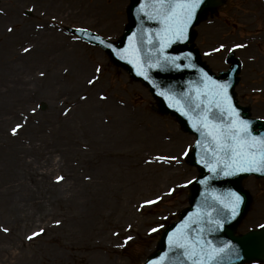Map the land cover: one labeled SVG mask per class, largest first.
Instances as JSON below:
<instances>
[{"label":"rangeland","instance_id":"obj_1","mask_svg":"<svg viewBox=\"0 0 264 264\" xmlns=\"http://www.w3.org/2000/svg\"><path fill=\"white\" fill-rule=\"evenodd\" d=\"M131 2L0 0V264H143L187 208L199 174L188 158L195 137L142 81L71 32L117 44ZM193 34L213 73L239 59L236 101L264 120V0H216ZM92 148L96 155H84ZM62 170L80 182V207L92 191L107 201L97 226L75 233L48 219L64 214L36 191ZM242 186L250 202L236 235L264 228V177ZM18 201L27 203L19 213Z\"/></svg>","mask_w":264,"mask_h":264},{"label":"water","instance_id":"obj_2","mask_svg":"<svg viewBox=\"0 0 264 264\" xmlns=\"http://www.w3.org/2000/svg\"><path fill=\"white\" fill-rule=\"evenodd\" d=\"M183 0H133L129 7L131 24L119 44L84 29L72 31L82 39L101 46L112 60L143 81L158 99L161 109L175 115L182 126L196 136L190 161L201 174L192 184L190 206L160 240L159 250L145 264H241L264 258V229L236 236V225L245 214L250 196L241 180L261 171H237L249 165L234 157L218 139L221 132L238 131L233 122H246L245 155L264 152V121L252 118L248 109L235 100L240 62L230 56L229 70L215 75L200 60L190 44L193 27L214 0H198L191 19L183 26V37L175 30L186 20L179 7ZM226 85V87H221ZM44 108L45 105L43 104ZM231 165V167H229ZM231 173V174H225ZM241 199L233 215V194Z\"/></svg>","mask_w":264,"mask_h":264},{"label":"bare ground","instance_id":"obj_3","mask_svg":"<svg viewBox=\"0 0 264 264\" xmlns=\"http://www.w3.org/2000/svg\"><path fill=\"white\" fill-rule=\"evenodd\" d=\"M259 91L264 92V89L263 90L259 89ZM87 154L96 155L97 152L95 151V149L92 148L90 150H87V152H85L84 155H87ZM62 171L63 172H60V175H59L60 176L59 181H54L53 183L50 184L49 182L53 181L52 180V170H50L49 176L46 177V179L49 182L46 179L44 181L41 180V182L45 183V185L43 187L41 185V182H39L42 189L41 190L38 189L36 191L37 193L45 192L46 202H49L51 205H53L54 203L57 204V207L59 206L58 209L61 210L59 212L64 214V215L56 214L53 216L48 215V219L56 220L57 221L56 227H60L63 224L65 225V227L73 230L75 233H79L78 228L80 226H82L83 229L85 228V230H89L91 227L97 226V224H99L100 221L98 223L94 221L95 216L97 213L101 214L102 209L107 203V201L105 199H102L101 197H98V192L92 191L88 194L89 195L88 197L84 196V198L82 199L81 207H80L78 205L80 201L78 196L81 192V189H79L78 187L80 182H77L76 178L73 175L71 177H68L66 171L64 170ZM61 177H64L63 181H60ZM67 180H69V182H66ZM71 180L73 181V183ZM84 181H87V183H91L93 180L86 177ZM105 181L106 179H104V182ZM110 194H113V193L110 192ZM51 202H53V204ZM25 204L27 203H21L18 201L13 207L19 213V211L21 210V205L25 206ZM23 209L28 210L29 208L23 207ZM19 223L20 222H17L15 224H19ZM46 233H48V231ZM1 241L2 243L3 241L5 242L4 239H2Z\"/></svg>","mask_w":264,"mask_h":264},{"label":"snow or ice","instance_id":"obj_4","mask_svg":"<svg viewBox=\"0 0 264 264\" xmlns=\"http://www.w3.org/2000/svg\"><path fill=\"white\" fill-rule=\"evenodd\" d=\"M198 0H183L182 3L179 5L175 4H169L167 5L170 8H175L179 7L184 15L186 16V20L181 22V26H178L177 29L175 30L174 33V38L175 39H180L183 37V24L187 22V20L191 19V13L192 9H194L197 6ZM162 6L163 5V0H162ZM223 47V45H221ZM27 51V49H25ZM99 71V69H97ZM89 83H92V80L88 81ZM221 87H226V85L221 86ZM21 125H17L16 128L12 129V132L15 134L17 132V129L20 128ZM233 129H238V131H226V132H221L219 134L218 139L223 141V146L225 149H230L232 151V154L234 157H239L243 159L249 167L244 168L241 167L237 161H233V163L237 164V171H261L262 168H264V152L261 153L260 159H256L255 153H249L247 155L244 154L243 151H238L237 149H243L245 147L246 142L242 141L240 136L241 133L246 134L247 133V127H246V122L240 121V122H233L232 124ZM159 159H166L165 157H160ZM174 159V158H173ZM231 167V165H229ZM225 174H231V173H225ZM235 202L232 204L233 208V215L235 214V209L238 207L239 201L241 197L238 194H233ZM148 203H153V201H148ZM4 231H7V229H4ZM38 235V233H33V236ZM31 239V237H29Z\"/></svg>","mask_w":264,"mask_h":264}]
</instances>
